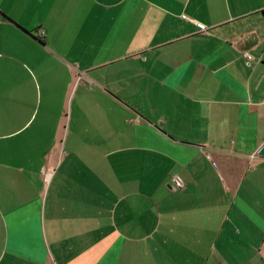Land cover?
Wrapping results in <instances>:
<instances>
[{"label": "crops", "instance_id": "obj_1", "mask_svg": "<svg viewBox=\"0 0 264 264\" xmlns=\"http://www.w3.org/2000/svg\"><path fill=\"white\" fill-rule=\"evenodd\" d=\"M0 264H264V0H0Z\"/></svg>", "mask_w": 264, "mask_h": 264}, {"label": "built area", "instance_id": "obj_2", "mask_svg": "<svg viewBox=\"0 0 264 264\" xmlns=\"http://www.w3.org/2000/svg\"><path fill=\"white\" fill-rule=\"evenodd\" d=\"M201 29L203 31H206L207 30V27L205 25H201ZM245 57L248 59V60H251L252 57L249 55V54H245ZM172 180H173V185H174V191L175 192H179V191H182L183 188L185 187V183H184V180L183 178L178 175V174H175L172 176Z\"/></svg>", "mask_w": 264, "mask_h": 264}]
</instances>
